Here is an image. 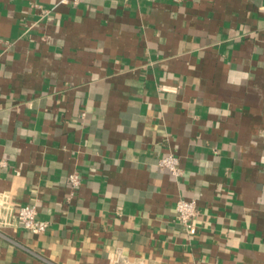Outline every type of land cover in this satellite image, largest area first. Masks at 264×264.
<instances>
[{
  "label": "crops",
  "instance_id": "crops-1",
  "mask_svg": "<svg viewBox=\"0 0 264 264\" xmlns=\"http://www.w3.org/2000/svg\"><path fill=\"white\" fill-rule=\"evenodd\" d=\"M0 193V264H264V0H0Z\"/></svg>",
  "mask_w": 264,
  "mask_h": 264
},
{
  "label": "built area",
  "instance_id": "built-area-1",
  "mask_svg": "<svg viewBox=\"0 0 264 264\" xmlns=\"http://www.w3.org/2000/svg\"><path fill=\"white\" fill-rule=\"evenodd\" d=\"M159 166L167 169L173 176L179 178L183 175L180 168L179 158L170 155L162 158L158 162ZM81 185V177L78 173H73L69 176V188L71 196H73ZM13 198L8 193H0V217L4 219L15 210ZM177 213V222L191 236L195 235L197 228L195 220L199 216L197 203L195 200H186L180 198L175 205ZM15 218L19 225L32 234L45 233L49 228V222L37 218V209L32 205L18 206Z\"/></svg>",
  "mask_w": 264,
  "mask_h": 264
}]
</instances>
